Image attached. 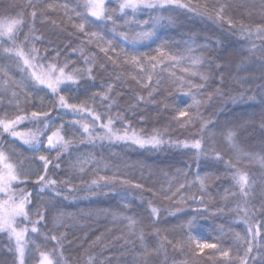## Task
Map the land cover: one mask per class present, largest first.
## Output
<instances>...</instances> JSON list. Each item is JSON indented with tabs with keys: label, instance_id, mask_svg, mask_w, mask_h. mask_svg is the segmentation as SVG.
<instances>
[{
	"label": "trees",
	"instance_id": "1",
	"mask_svg": "<svg viewBox=\"0 0 264 264\" xmlns=\"http://www.w3.org/2000/svg\"><path fill=\"white\" fill-rule=\"evenodd\" d=\"M31 2L40 6L38 13L46 10L35 22L28 15L32 9L25 8L28 0H0V22L23 13L25 26L16 34V44L24 47L25 52L33 47L39 50V64L33 61L36 67L26 69L22 61L4 51L12 45L6 36H0V119L14 120L17 115H30L32 111H50L47 128L42 123L25 120L16 126V131L26 134L40 129L46 142L47 135L59 130L72 144L62 154L59 169L49 166L48 177L56 179L57 184L41 191L35 183L38 175L43 174L38 157L54 158L56 151L43 147L33 150L19 137L0 129V151L5 153V162L13 164L25 179L12 187L32 194L29 221L24 224L30 228V221L38 219V211L45 216L37 225L39 231H29L24 238L25 264H39L41 252L53 258L54 264L56 261L89 264L90 257L95 264H236L242 244L236 234L247 237L250 225L255 228L264 222L258 211L264 204V37L247 38L240 33L239 25L229 31L226 25L199 11L175 6L140 11L135 21L148 24L141 27L121 20V27L115 32L110 23L92 22L89 17L85 21L86 31L98 32L104 41L112 40L117 47L119 55L110 53L114 55V61H110L95 40L89 43V37L75 27L80 22L75 12H85L80 7L82 0ZM182 2L197 9L206 4H225L229 17L252 25L253 29L264 20V0ZM106 6L115 7L116 0L110 3L106 0ZM126 19L132 21L133 17L129 15ZM142 31H151L153 35L137 39ZM117 32H126L128 40ZM158 49L165 52L162 60ZM127 53L144 57L143 70L127 62ZM169 54L177 60H170ZM149 56H157L160 61L155 68L147 60ZM86 59L92 63H86ZM192 59H199L200 63L193 65ZM53 62L60 66L67 63L66 71L93 68L94 80L85 77L80 86L62 85L64 91L60 94L70 103H86L100 114L101 121L94 122L87 113L58 109L57 96L32 79L31 71H46ZM101 64L104 66L99 67ZM185 68L189 71L185 72ZM192 72L205 74L208 79L201 80L200 75H191ZM108 84L113 85L108 93L110 99L94 98L95 93L103 95ZM197 84L204 87H194ZM141 96L144 100L138 102ZM184 110H190L194 119L182 127L178 113ZM108 117L114 119L112 127L121 134L128 131L129 135L135 132L148 137L160 133L165 143L157 149L107 139L94 143L85 139L81 143L82 128L73 127V121L81 119L89 123L94 133L102 136L105 130L99 125L106 123ZM201 120L209 122L203 131ZM195 139L201 140L203 155L198 156L194 148L183 147V142L192 144ZM217 151L235 167L229 169L225 163L217 162ZM236 168L246 173L252 184L247 205L231 180ZM104 175L142 183L152 192L125 190L119 182L90 190L91 180ZM200 180L204 181L203 190ZM180 184L185 188L175 197L164 199L165 194L171 197ZM201 195L204 204L192 201V196ZM3 198L0 193V199ZM149 201L160 208L155 227L149 216ZM237 205L251 210L247 223L243 213L237 214ZM130 219L134 223L130 224ZM193 220L189 231V221ZM141 234L143 243L139 239ZM188 235L230 250L231 261L216 250L205 249L200 253L194 243L189 247ZM52 236L58 239L52 240ZM14 249L15 241L0 233V264H18ZM145 249L150 254L147 257L143 255Z\"/></svg>",
	"mask_w": 264,
	"mask_h": 264
},
{
	"label": "snow or ice",
	"instance_id": "2",
	"mask_svg": "<svg viewBox=\"0 0 264 264\" xmlns=\"http://www.w3.org/2000/svg\"><path fill=\"white\" fill-rule=\"evenodd\" d=\"M110 3V0H108ZM175 6L177 8L187 9L189 11H199L201 15H207L209 19H213L221 23V25H226L229 31H233L236 29L237 25H239V31L242 35H246L247 38H251L253 35L257 37H264V20L260 23H257L253 29L252 25H245L240 23L239 21L233 20L231 17L227 15V5L225 4H206L200 6L199 9L193 7L190 3H183L182 0H116V6L112 8H108L106 6V0H82V5L85 9V12L82 13L80 11H76L75 15L80 18V22L75 25V27L79 30L80 33H84L89 37V43H92L93 40L99 46L100 52L104 53L105 56L110 61H114V55H110V53L119 55L117 53V47L114 46L112 40L104 41L103 36H101L98 32H88L86 31V23L85 21L91 17L93 18L92 22H103L105 24L110 23L112 25L113 31L115 32L117 28L121 27L119 21L123 20L125 24H129L135 22L138 26H143L144 24H148V21H135V15L143 10H159L165 7ZM40 6L37 4H33L31 0H28V3L25 5V8H31L32 11L28 14L33 22H35L36 18L39 16L45 15L46 10L37 11ZM52 5H49L51 8ZM131 15L133 17L132 21L126 19ZM25 26V20L23 18V13L18 14L17 18H9L0 22V36H6L8 40L11 42V47L5 48L4 51L6 53H10L17 57L20 61H22V65L26 69H34L36 65L33 64V61L37 60L39 56V50L35 47L31 48L29 51L25 52L24 47L16 44V34ZM117 35L121 36L125 41L128 40V36L126 32H117ZM153 33L151 31H142L137 34V39H147L152 36ZM28 37L25 36V40ZM135 43V40L133 41ZM75 51V49L73 50ZM158 55L160 60L165 56V52L162 49H158ZM56 55L59 56L60 52L57 51ZM128 57L127 62L132 64L133 66H138L143 70L144 57L137 56L132 53L126 54ZM170 60H177L176 56L171 54L168 55ZM147 60L152 63V67H156V63L160 62L157 56H149ZM86 63L91 64L92 61L85 60ZM193 65L200 63L199 59H192ZM42 66V65H41ZM101 64L99 67H103ZM220 66L217 65V68ZM68 68L67 63L60 66L58 63L53 62L52 64L47 66V70L37 73L36 71H31L32 79L39 85H42L51 90L53 94L57 96L56 104L58 105V109L69 110L72 113H87L92 116L93 121H101V116L98 113H95L92 109L88 108L87 104L77 105L75 103H70L69 100L65 97V95L60 94L64 91V88L61 86H65L66 88H71V86H80L81 81L87 77V80H94V72L92 67H88L84 71L80 70H72L66 71ZM185 72L189 70L187 68L184 69ZM191 75H200V79L206 81L208 76L202 73L192 72ZM135 79V77H133ZM151 77H149V80ZM223 79V77H221ZM192 87V85H189ZM196 88H203L204 84L194 85ZM113 90V85H107V91L101 95V93H95L94 98H99L103 101H108L110 96L108 93H111ZM219 92V89H217ZM15 96V93H13ZM151 96V93H149ZM235 99V98H232ZM138 102H143L144 98L138 97ZM194 103H199L198 101H194ZM111 105H109L110 107ZM191 108V106H189ZM51 118L50 111H32L30 115H17L15 119L2 120L0 119V129H2L3 133H7L12 137H19L23 140L24 144L31 145L33 150H39L40 147L46 148L48 150H55L56 156L54 158H50L46 155H40L38 159L43 164V174L38 175L35 183L40 185L41 191L44 188H54L57 184L56 179H50L48 177L49 166H53L56 169L60 168V160L62 154L71 146L72 141L66 140L63 135L60 134V131H53L50 135H47L46 142L42 139L44 136V132L40 129H37L35 132H30L27 134L16 131V126L25 120L36 121L44 124L45 128L49 126L48 121ZM178 119L180 120L181 126H185V124L191 123L194 119L190 110L180 111L178 113ZM114 123V119L112 117H108L107 122H101L100 127L104 129V135H98L94 133L92 129V125L87 122L82 121L81 119H77L73 121V127L79 125L82 128V138L81 143L87 139L88 143H94L96 140H109L116 142H131L133 144L138 145L141 148L150 147L152 149L160 148L165 141L162 139L160 133H156L155 135L142 137L136 135L133 132L129 135L128 131L123 132L122 134L112 127ZM209 122L201 120L200 130L203 131ZM264 126V125H262ZM229 140L232 139V134L229 133ZM177 146H180V142H177ZM183 147L194 148L197 150V155H203L201 152V140L195 139L192 144H188L187 142H183ZM6 156L3 151H0V165H3L2 170H0V193L3 194V199H0V233H5L8 235L9 240L15 241V253L17 255L18 264H25L24 255H25V243L24 238L26 234L31 231L32 233H37L39 231L37 225L40 224L41 221L45 219V216L41 212H37L36 215L38 217L37 220L30 221L31 227L29 228L28 224H24L25 221H29L30 210L29 205L31 204V192L26 191L23 188H19L14 190L13 183L22 184L25 182V179L18 174L17 170L14 168L13 164L6 163ZM215 160L219 163H225L226 167L229 169L234 168L233 163L229 161H225L223 155L220 152L215 153ZM55 161V163H54ZM81 171L83 169L81 168ZM231 180L234 182L235 186L238 188V195L245 200V205H247V201L250 198V194L252 191V184L249 180V176L246 173L240 171V169L236 168L235 171L231 174ZM119 182L121 186L127 189H137L141 192L147 190L152 192V189L145 188V185L142 183H133L124 178H120L118 176H99L98 179L91 180L89 184V189L93 190L95 187H99L103 185L104 187H108L109 185H114ZM201 189L204 188V181L200 180ZM185 185L180 184L175 192L172 193V196L169 197L165 194L164 199H171L175 197L177 193L180 192L181 189H184ZM71 190V188H70ZM59 195V192L56 193ZM156 195L155 193H152ZM232 195H237V193H232ZM193 202H199L200 204H204L203 195L197 197H191ZM181 200H184V197L181 196ZM149 204V216L153 221V227H155V222L159 220L160 216V208L153 206L152 201L148 202ZM194 212L198 211V209H193ZM261 216L264 217V204H261L258 209ZM245 223L248 222L249 216L251 215V210L247 209L245 206L244 209H241L239 205H237V214H241ZM19 218V219H18ZM255 219V217H252ZM134 223L130 219V224ZM193 221H189V231H191ZM23 224V226H21ZM248 236L241 237L239 233L236 234L237 241H242L240 248L238 249L236 256V264H264V247H261V240H264V222L257 224L255 228L251 225L247 229ZM156 235H159V230H157ZM52 240H57L56 236L51 237ZM141 243H143V234L139 237ZM171 244V241H168ZM195 245V249L200 253H203L205 249H213L219 251L220 256L231 261V251L225 250L221 248L217 243H207L196 240L192 235H188V245L192 247ZM163 247V243L161 245ZM13 249L10 247L9 251ZM159 251V249H157ZM143 255L147 257L150 255L147 250L143 251ZM40 261L39 264H54L53 258H51L45 252L40 253ZM56 264H59V261H56ZM89 264H95L93 258L90 257Z\"/></svg>",
	"mask_w": 264,
	"mask_h": 264
},
{
	"label": "rangeland",
	"instance_id": "3",
	"mask_svg": "<svg viewBox=\"0 0 264 264\" xmlns=\"http://www.w3.org/2000/svg\"><path fill=\"white\" fill-rule=\"evenodd\" d=\"M27 134V133H26Z\"/></svg>",
	"mask_w": 264,
	"mask_h": 264
}]
</instances>
